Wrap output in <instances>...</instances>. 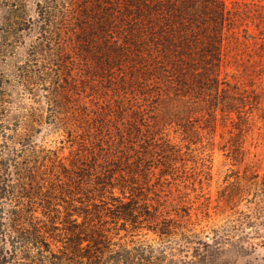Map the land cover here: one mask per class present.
Wrapping results in <instances>:
<instances>
[{
    "label": "trees",
    "instance_id": "16d2710c",
    "mask_svg": "<svg viewBox=\"0 0 264 264\" xmlns=\"http://www.w3.org/2000/svg\"><path fill=\"white\" fill-rule=\"evenodd\" d=\"M64 1L67 0H0V61L20 47L27 48L29 62L49 56V52L57 51L55 57L61 54L62 50L54 46L53 35L55 30L59 32L69 25V15L65 13L68 8L59 9ZM67 2L78 7L72 24L74 30L82 32L75 47L80 56L108 71L129 70L137 84L154 89L156 96L178 98L146 100L144 104L137 103L132 112L140 123L147 116L152 119L153 125L148 129L153 132L143 137L154 140L155 144L147 152H160L169 168H174L177 156L170 141L160 143L156 138L157 121L151 115L163 104L168 103L167 107L179 104L182 108L177 114L180 121L169 123L175 132L183 131L185 135L196 132L207 139L209 147L214 145L219 119L236 136L248 133L260 123L264 126V91L254 83L256 78L264 76L261 49L264 35L255 38L261 40L256 52L258 67L244 66L241 72L246 81L224 78L223 50L235 38L237 30L233 13L224 0ZM245 32L254 37L247 29ZM33 34L35 38L31 37ZM26 36L30 37L27 42ZM61 47L66 49L67 45ZM39 63L42 64V59ZM5 89L6 80L0 75V264H229L224 258L223 245L237 247L247 242L245 239L251 231L259 234L260 226H264L263 177L260 184L255 183L254 199L248 201L255 207H248L251 209L247 213H235L227 222L228 228L213 243L195 242L194 233L182 231L187 244L195 242L202 247L197 261L176 259L174 254L152 244L128 247L113 242L109 236L111 229L134 232L143 228L169 237L184 227L182 218L190 217L189 206L167 204L160 195L161 189L139 181V175L145 179L150 168L145 174L134 168L133 153L138 152L130 140L131 123L119 129L120 150L116 157L119 160L108 165L97 160L92 164L78 160L59 174L51 173L54 178L58 176L56 184L45 179V183H35L44 197H39L43 211L36 215L32 197L25 200L29 198L26 195L29 184L34 182L32 173L27 172V166H23L25 160H19L18 152L6 153L12 137L8 134L11 118L8 120L7 114L6 121L1 118L3 106L8 102ZM232 149L233 158L239 162V149ZM26 151L20 149V153ZM209 158L208 154L203 160L209 164ZM14 167H18L16 181L11 178ZM228 187L223 196L235 205L232 193H227ZM56 205L60 207L55 208ZM109 224L117 227H107ZM240 248L239 254L247 252L246 247Z\"/></svg>",
    "mask_w": 264,
    "mask_h": 264
},
{
    "label": "rangeland",
    "instance_id": "374dc122",
    "mask_svg": "<svg viewBox=\"0 0 264 264\" xmlns=\"http://www.w3.org/2000/svg\"><path fill=\"white\" fill-rule=\"evenodd\" d=\"M67 1L62 2L59 9L65 11V7L68 8L65 13L69 15V25L59 32L55 30L53 35L54 46L62 50L61 54L55 57L57 51H53L48 53L50 57L40 56V65L39 59L33 60L35 63L29 62L31 57L27 48L20 47L0 61V75L6 80L8 101L3 106L5 110L1 118L6 121V114L9 115L8 120L11 118L8 134L12 139L8 142L6 153L12 150L18 152L21 155L19 160H25L23 166H27V172L32 173L34 181L28 186L30 190L26 195L29 198L25 200L32 197L35 214L39 215L43 211L39 197L43 196L35 183H45V179L53 180L56 184L58 176L54 178L51 173L57 171L59 174L64 167L69 169L78 160L85 164L97 160L107 165L119 160L116 158L120 150L119 129L131 123L130 140L138 152L133 153L132 162L137 167L134 168L143 174L150 168V174L145 179L139 175V181L148 182L156 190L161 189L160 195L167 200V204L189 206L190 217L182 218L184 227L169 237H161L143 228L134 232L111 229L109 236L118 245L132 247L152 244L167 254H174L176 259L197 261L202 247L195 242L213 243L217 235H222L223 229L228 228L227 222L233 219L235 213H247L255 207L248 201L254 199L257 191L255 183L260 184L264 177V126L260 123L248 133L236 136V133H229L226 123L219 119L214 145L209 147L207 139L196 132L187 135L183 131L175 132L169 123L180 121L177 114L182 108L179 104L173 107L165 106L168 103L163 104L156 114L151 115L157 121L154 129L156 138L160 143L170 141L177 156L174 168H169L160 152H147L155 144L154 140L143 137L153 132L148 129L153 125L152 119L147 116L140 123L132 112L136 110L137 103L144 104L146 100L178 98L166 94L156 96L154 89L137 84L129 70L108 71L96 67L94 61L90 63L88 57L80 56L75 47L82 32L74 30L72 24L77 18L78 7ZM224 1L233 13L237 30L235 38L223 50L222 76L232 81H246V76L241 74L244 66L254 69L259 65L256 52L261 40L255 38L264 35V0ZM246 29L253 38L248 36ZM29 36H26V42L30 40ZM31 37L35 38V34ZM61 44L67 45V48L62 49ZM263 47L264 44L261 45L264 52ZM254 83L264 91V76L262 79L256 78ZM71 128H75L74 132H69ZM26 142L29 143L26 145ZM234 147L240 151L239 162L233 158ZM22 148L27 149L26 153H20ZM208 154L209 164L203 160ZM57 157L59 160L52 162ZM11 170V178L16 181L19 178L16 174L18 167ZM227 186V193H232L235 205L228 203L223 196ZM150 195L153 196V193ZM58 203L64 205L61 201ZM107 227L117 226L109 224ZM182 231L194 233L197 236L192 237L195 242L187 244L182 238ZM254 231L245 239L247 242L237 247L223 245L224 258L230 261L229 264H264V226H260L259 234ZM241 246L247 248L246 253L237 252L241 251Z\"/></svg>",
    "mask_w": 264,
    "mask_h": 264
}]
</instances>
